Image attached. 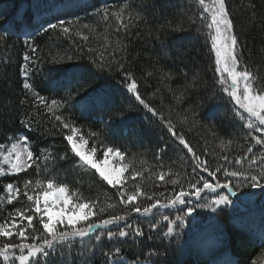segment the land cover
<instances>
[{
	"label": "trees",
	"instance_id": "obj_1",
	"mask_svg": "<svg viewBox=\"0 0 264 264\" xmlns=\"http://www.w3.org/2000/svg\"><path fill=\"white\" fill-rule=\"evenodd\" d=\"M49 1L0 0V145L23 135L30 156L24 172L0 178V195L19 189L0 222L31 217L21 235H0V264H264V216L216 210L223 235L205 251L192 245L207 227L185 211L195 205L172 207L197 194L264 209V125L222 81L210 0ZM39 4L50 23L25 40ZM220 4L237 67L264 96V0ZM74 128L97 158L108 148L123 156L134 202L81 163L67 140ZM47 184L91 203L88 227L102 228L83 239L67 228L43 248L29 196Z\"/></svg>",
	"mask_w": 264,
	"mask_h": 264
},
{
	"label": "rangeland",
	"instance_id": "obj_2",
	"mask_svg": "<svg viewBox=\"0 0 264 264\" xmlns=\"http://www.w3.org/2000/svg\"><path fill=\"white\" fill-rule=\"evenodd\" d=\"M53 1L50 0L48 3H52ZM63 1L65 0H58V5L63 4ZM36 9L42 11L40 13L41 16L29 24L30 29L21 33V37L25 40L32 38L40 29L50 23V14L43 12L44 9H42L40 4L36 5ZM59 9H61L60 6H55L53 10L56 12ZM208 10L211 20L210 33H212V40L213 42L215 40L221 53L219 73L222 81H224V85L230 91L232 100L235 103H239L243 107L240 108L249 113L260 125H264V96L253 88L248 75L238 70L235 57H233L234 50L229 33V24L221 8L220 0H210ZM67 140L82 164L94 169L108 184L123 188L122 198L125 202L129 204L135 201L136 198L133 194L124 191L127 165L124 163L123 156L118 151L108 148L100 158H97L95 151L88 148L87 141L76 128L69 132ZM29 161L28 143L24 136L17 135L14 138H10L8 143L0 145V178L19 175L27 169ZM3 191V194L0 195L1 206L11 204L18 198L19 189L15 184L5 185ZM211 191H209L210 194H215L218 189L214 188ZM187 198L189 202L185 204V199ZM253 198L251 196L249 200ZM29 200L32 205L31 211L39 216L42 221V227L49 236V240L46 241L48 245L43 248L47 249L49 244L54 245L63 239V235L68 232L65 231L67 228H71V233L75 232L74 238L77 239L89 238L95 235L91 230L96 228L88 227V224L92 223L95 218L93 205L89 202L78 200L64 187L47 184L39 193L30 195ZM211 201L213 202L210 203ZM211 201L200 199L197 194L178 196L172 206L175 209L181 210L187 204L189 207L191 204L195 205V207H190L189 209L185 208V211H192L195 214L198 211L200 215L196 214V228L207 227L202 228L198 232L196 238L192 241V245L205 251L215 246L218 238L223 235L220 228H214L217 224L214 215L218 216L215 212L216 210H220L221 212L229 210L233 213L242 212V214L251 220L255 216H264V209L260 214L254 203L250 207L243 209L241 205L236 202H228L224 197L219 200L214 198ZM263 202L264 197L258 205L261 206ZM199 204H205L206 209L200 210L202 206ZM200 211L203 212L202 215ZM25 214L26 212H19L12 219L0 222V235L11 236L16 233L21 235L24 232L26 224L31 220V217L25 216ZM143 215L145 214L143 213ZM118 224V221H108L104 223V227L112 228L118 226ZM57 234L59 235L57 241H55L54 237ZM31 248L33 250L38 249V245L35 244Z\"/></svg>",
	"mask_w": 264,
	"mask_h": 264
}]
</instances>
